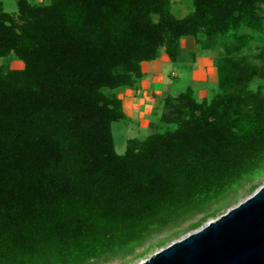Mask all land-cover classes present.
<instances>
[{
    "label": "trees",
    "instance_id": "trees-1",
    "mask_svg": "<svg viewBox=\"0 0 264 264\" xmlns=\"http://www.w3.org/2000/svg\"><path fill=\"white\" fill-rule=\"evenodd\" d=\"M191 1L181 19L172 0H17V16L0 2V59L25 66L0 64V264L135 258L260 187L264 95L252 84L264 80V48L247 50L264 46V0ZM190 37L224 51L220 92L167 96L165 131L119 155L113 125L126 115L116 91L162 51L177 62Z\"/></svg>",
    "mask_w": 264,
    "mask_h": 264
},
{
    "label": "water",
    "instance_id": "water-1",
    "mask_svg": "<svg viewBox=\"0 0 264 264\" xmlns=\"http://www.w3.org/2000/svg\"><path fill=\"white\" fill-rule=\"evenodd\" d=\"M142 264H264V185Z\"/></svg>",
    "mask_w": 264,
    "mask_h": 264
},
{
    "label": "rangeland",
    "instance_id": "rangeland-1",
    "mask_svg": "<svg viewBox=\"0 0 264 264\" xmlns=\"http://www.w3.org/2000/svg\"><path fill=\"white\" fill-rule=\"evenodd\" d=\"M34 4L39 5H48L52 2V0H31ZM0 2L3 3L4 9L7 13L12 14L13 16H17L19 14L18 10V3L17 0H0ZM36 2V3H35ZM173 5V13L177 18H184L187 15H189L193 10L194 6L191 0H172ZM193 41V40H191ZM262 47V48H261ZM255 45L252 50H247V53L251 55H259L260 49H263L264 46L261 45ZM198 55L200 57L207 58L208 62L206 63L209 66L213 67V70H208V74H211L213 77L210 78L209 81H211L210 84L207 83L206 77L205 80L201 77L197 78L195 82H198V85H195V83L192 82V70L197 68V65L194 64V60H196V55L187 54V51L184 53V58L178 60V62L173 63V72L179 74V79H173L172 80V86H173V97H178L182 93L186 92L189 88H192L195 92H206L207 89H210V93L204 96L203 100H211L213 99L219 92L218 87V70L217 66L219 61L224 56L223 50H208L204 51L202 48L198 47ZM196 54V53H195ZM191 57V58H190ZM253 62L256 64H261V61L259 59H256L254 56ZM0 64L3 66V68L6 71L10 70H22L24 69V63L20 61L15 55H10L9 57L0 59ZM172 72V71H171ZM208 79V78H207ZM252 88L255 91H260L264 95V80L263 79H257L253 82ZM200 102L203 101L202 98H197ZM155 119V118H154ZM156 118L155 123H153L152 126H148L145 129H141L140 131H135V128H129L127 127L129 124L126 123L124 120L120 121L118 123H115L113 125V132H114V139H115V145H116V151L119 155H124L127 151L129 141L138 139V140H145L149 136L157 133V132H164L167 128L165 125L160 123V120ZM264 185V181L260 184V187H258L252 194L246 195L245 192L241 194L240 198L237 200V202L229 205L224 211H221L216 217L209 218L205 222H203L202 225H200L197 229L188 230L190 225L197 224L199 222V219L193 220L189 223H187L185 226L178 228L173 231H169L165 233L162 236H159L155 238L149 246H151L150 250L146 252L144 255L142 253L148 249L149 246H147L144 249L139 250L138 257L135 258H118L115 259L109 263L106 264H142L146 260H148L151 256L156 254L157 252L161 251L162 249L170 246L174 242L181 240L188 236L189 234L200 230L201 228L205 227L210 222L216 220L220 216L226 214L230 209L236 207L246 199H248L250 196H252L257 190H259ZM176 232H181L178 238H172V236ZM172 238V239H171ZM162 241H166V243L161 244Z\"/></svg>",
    "mask_w": 264,
    "mask_h": 264
},
{
    "label": "crops",
    "instance_id": "crops-1",
    "mask_svg": "<svg viewBox=\"0 0 264 264\" xmlns=\"http://www.w3.org/2000/svg\"><path fill=\"white\" fill-rule=\"evenodd\" d=\"M198 47L194 38L184 39L182 41L183 50L180 59L184 58L186 51L191 57H193V54L196 55L194 64L197 65V68L192 70V82L198 85V82H195V80L199 77L205 80L206 77L207 83L210 84L211 81L209 80L213 76L207 72L208 70H213V67L206 64L208 62L207 58L198 55ZM173 63L166 52L162 51L159 59L142 64L143 77L134 87L120 88L116 91L117 97L122 101L123 110L126 115L124 121L129 124L127 127L140 131L148 126H152L156 122L154 121L156 118L161 119L164 112L165 98L172 95L174 89L172 80L179 79V74L173 72V65H171ZM206 89V92H200V90L194 91L196 97H200L203 100L204 96L211 91L208 88Z\"/></svg>",
    "mask_w": 264,
    "mask_h": 264
}]
</instances>
